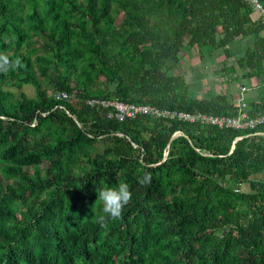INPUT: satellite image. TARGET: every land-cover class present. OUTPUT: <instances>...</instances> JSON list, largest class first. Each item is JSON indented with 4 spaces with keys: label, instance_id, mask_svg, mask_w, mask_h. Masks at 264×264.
<instances>
[{
    "label": "trees",
    "instance_id": "1",
    "mask_svg": "<svg viewBox=\"0 0 264 264\" xmlns=\"http://www.w3.org/2000/svg\"><path fill=\"white\" fill-rule=\"evenodd\" d=\"M0 53L22 61L0 72V264H264V184L242 187L264 183V124L119 119L83 101L237 114L231 90L197 84L224 55L222 79L263 111L264 22L244 0H0ZM119 180L131 200L101 227L97 189Z\"/></svg>",
    "mask_w": 264,
    "mask_h": 264
},
{
    "label": "built area",
    "instance_id": "2",
    "mask_svg": "<svg viewBox=\"0 0 264 264\" xmlns=\"http://www.w3.org/2000/svg\"><path fill=\"white\" fill-rule=\"evenodd\" d=\"M247 4H249L253 8V12L256 17H261L264 22V5L260 0H244ZM242 86L241 95L238 98H230L233 103L240 107L239 113L233 115H214L205 113L202 111L197 112H189V111H178L170 108H159L157 106L144 103V104H136L133 102L124 101L119 98H100V97H92L84 99L83 101L94 103L96 101H100L106 106H111V111H109V116H115L119 119H124L127 116H133L140 112L152 113L156 116H165V117H175L188 119L191 121H200L203 123H216L220 126L234 127V128H256L261 124H264V110L261 112H257L255 114H250L249 100L247 99V92L250 87L245 84ZM55 96L57 98L61 97H69L68 94L63 90H57L55 92ZM256 133L264 134V130H258ZM238 137H241L239 135Z\"/></svg>",
    "mask_w": 264,
    "mask_h": 264
},
{
    "label": "rangeland",
    "instance_id": "3",
    "mask_svg": "<svg viewBox=\"0 0 264 264\" xmlns=\"http://www.w3.org/2000/svg\"><path fill=\"white\" fill-rule=\"evenodd\" d=\"M219 60L215 62L214 64H211L209 69L206 71V76L202 78L197 79L198 86L201 85L203 87V90L209 91L211 94H215L220 90V87H225L228 90H231L229 93V98H238L241 95L242 86L240 87V84L237 82L230 83V80H223L222 78L225 77L222 75L219 70L223 65L224 55H220ZM199 62V53H197V47H193L190 49L189 52L184 51V55L182 57L181 65L177 68L176 72L177 74H180L181 76H184V78L187 81L194 80V75L196 71H194V65ZM216 65V66H214ZM99 79L102 80L101 83H105L104 79L105 76L100 74ZM213 82V83H212ZM13 90L17 89L16 87H12ZM20 90L24 91L27 96H33L35 93V90L32 85L30 84H24ZM203 90L197 91V90H191L192 94H195L198 97L203 96ZM51 91V90H49ZM202 91V92H201ZM254 93H257V90H254L250 88L247 92L248 96L254 95ZM73 101L77 102L79 98L73 97ZM109 116V115H108ZM224 182L228 183V179H223ZM264 183L258 182V183H249L244 182L242 183V187L244 189H250V188H256L260 187Z\"/></svg>",
    "mask_w": 264,
    "mask_h": 264
},
{
    "label": "clouds",
    "instance_id": "4",
    "mask_svg": "<svg viewBox=\"0 0 264 264\" xmlns=\"http://www.w3.org/2000/svg\"><path fill=\"white\" fill-rule=\"evenodd\" d=\"M21 66L22 61L20 58L12 59L8 54L0 53V72L6 73L10 70H16ZM150 183V174H145L143 177L138 178L140 186H146ZM97 193V201L101 203L104 214L98 218V223L101 227L107 226L109 218L112 220L120 218L125 206L130 202L132 197L129 184L123 180H119L115 186L101 187L97 189Z\"/></svg>",
    "mask_w": 264,
    "mask_h": 264
},
{
    "label": "crops",
    "instance_id": "5",
    "mask_svg": "<svg viewBox=\"0 0 264 264\" xmlns=\"http://www.w3.org/2000/svg\"><path fill=\"white\" fill-rule=\"evenodd\" d=\"M259 177H262L264 179V172L261 175H259Z\"/></svg>",
    "mask_w": 264,
    "mask_h": 264
}]
</instances>
